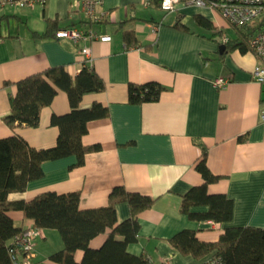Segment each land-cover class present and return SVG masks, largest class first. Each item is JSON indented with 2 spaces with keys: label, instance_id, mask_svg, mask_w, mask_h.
<instances>
[{
  "label": "crops",
  "instance_id": "0c3cea01",
  "mask_svg": "<svg viewBox=\"0 0 264 264\" xmlns=\"http://www.w3.org/2000/svg\"><path fill=\"white\" fill-rule=\"evenodd\" d=\"M159 1L102 0L98 10L105 15L96 22H86L88 16L73 7L72 0L3 6L0 138L15 132L35 147L56 144L59 127L52 116L71 110L65 90L58 89L42 108L37 126L12 129L4 117L19 79L55 65H64L75 76L84 63L79 50L86 45L91 47V64L106 86L86 92L81 106L99 101L109 109L108 116L87 123L82 141L99 148L86 152L82 164H77L76 155L45 160L43 176L29 181L24 191L11 192L9 200H29L47 190L78 191L80 207L86 209L108 205L113 188L122 186L155 198L138 213V239L128 243L129 252L144 254L156 264L166 257L174 264H203L212 252L199 259L185 255L175 249L170 237L192 228L200 240L215 241L225 226L264 227V83L252 78L257 57L251 50L220 52L219 40L230 27L215 10L179 5L165 12ZM195 14L207 17L215 27L198 25ZM46 18H58L61 28H91L109 38L74 42L68 37L35 36L33 31L46 30ZM125 30H132L139 43L127 44ZM219 76L229 78L223 87L214 84ZM146 82L163 86L159 98L129 101V85ZM203 150L208 167L220 176L208 183L209 193H225L233 199L232 218L225 222L193 219L181 209L183 196L205 180L196 168ZM116 212L118 221L128 218V203L118 201ZM9 214L22 228L34 226L21 210L11 209ZM38 231L34 264H62L50 258L64 247L59 231ZM108 232L95 236L90 245L101 246ZM75 257L81 264L83 250L78 249Z\"/></svg>",
  "mask_w": 264,
  "mask_h": 264
},
{
  "label": "trees",
  "instance_id": "16d2710c",
  "mask_svg": "<svg viewBox=\"0 0 264 264\" xmlns=\"http://www.w3.org/2000/svg\"><path fill=\"white\" fill-rule=\"evenodd\" d=\"M193 18L200 26L215 27L210 19L201 14H195ZM46 22V30L42 33L33 31L35 36L55 37L62 27L58 18H46ZM86 22L96 21L89 18ZM259 26L260 22L234 26V37L226 35V42L218 39L220 44L224 42L226 46L224 52L234 48L244 52L249 50V39ZM217 33L223 35L222 31ZM123 36L127 44L139 43L132 30H125ZM16 84L17 91L10 98V112L4 117L12 129L21 125L37 126L42 108L52 102L58 89L67 92L71 110L52 116V123L59 127L57 142L53 146H32L15 132L0 138V264H15L11 254L12 240L23 230L9 214L11 209L21 210L25 217L32 218L36 228H55L59 231L64 247L50 255L54 261L79 264L75 254L82 249L81 264H156L144 254L136 255L127 250L128 243L138 239V213L153 204L155 198L152 196L117 186L110 193L108 205L86 209L80 207L78 191L59 193L47 190L29 200H9L11 192L24 191L29 181L43 176L42 163L45 160L76 155L77 164H82L86 152L99 148L98 145H85L82 141L88 121L109 115L108 107L99 101L87 107L81 106L86 92L101 91L106 86L92 64L84 62L75 76L64 65L49 66L19 79ZM162 89L163 86L157 82L131 83L129 101L142 103L156 100ZM196 168L205 180L183 196L182 211L198 220H230L233 199L225 193L208 191V183L218 180L220 176L208 167L205 150ZM118 201H126L130 207V216L122 221L117 220ZM107 230L108 235L101 246L90 245L91 239ZM170 241L175 249L197 259L212 252L220 256L222 264H264V227L225 226L215 241L200 240L195 229L184 228L171 236Z\"/></svg>",
  "mask_w": 264,
  "mask_h": 264
},
{
  "label": "built area",
  "instance_id": "2783aa9c",
  "mask_svg": "<svg viewBox=\"0 0 264 264\" xmlns=\"http://www.w3.org/2000/svg\"><path fill=\"white\" fill-rule=\"evenodd\" d=\"M43 2L44 0H0V11L6 4L33 6ZM101 2L102 0H72V6L83 10L93 21H99L105 15L104 12L98 10ZM179 5H194L213 9L232 26L260 22L259 28L249 39V50L257 57V63L252 69V78L264 83V0H160L159 3L160 8L165 12L175 10ZM56 36L68 37L74 42H79L81 39L109 38L107 34H99L91 28L85 29L80 26L59 28ZM227 40L228 37L224 36L223 41ZM79 52L84 62L91 64V47L83 46ZM228 81L229 78L224 76L214 78V84L217 87H223ZM261 116L264 118V105ZM38 234V228L27 227L23 228L22 232L12 240L11 254L15 264H34L37 256ZM157 264H174V262L171 258L166 257ZM203 264H222V259L220 256L212 254Z\"/></svg>",
  "mask_w": 264,
  "mask_h": 264
},
{
  "label": "rangeland",
  "instance_id": "374dc122",
  "mask_svg": "<svg viewBox=\"0 0 264 264\" xmlns=\"http://www.w3.org/2000/svg\"><path fill=\"white\" fill-rule=\"evenodd\" d=\"M224 19V18H223ZM225 20V19H224ZM226 21V20H225ZM227 22V21H226ZM230 27V28H229ZM228 30H226L225 33H227L228 36L234 37L236 35V31L234 30V26H232L230 23L228 24Z\"/></svg>",
  "mask_w": 264,
  "mask_h": 264
},
{
  "label": "water",
  "instance_id": "95a60500",
  "mask_svg": "<svg viewBox=\"0 0 264 264\" xmlns=\"http://www.w3.org/2000/svg\"><path fill=\"white\" fill-rule=\"evenodd\" d=\"M225 47H226L225 44H221L220 45V52H223L225 50Z\"/></svg>",
  "mask_w": 264,
  "mask_h": 264
}]
</instances>
